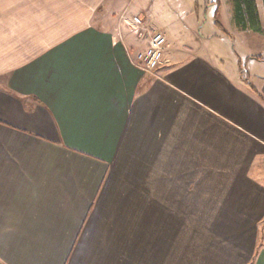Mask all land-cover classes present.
Returning <instances> with one entry per match:
<instances>
[{
  "label": "crops",
  "instance_id": "obj_1",
  "mask_svg": "<svg viewBox=\"0 0 264 264\" xmlns=\"http://www.w3.org/2000/svg\"><path fill=\"white\" fill-rule=\"evenodd\" d=\"M131 1L0 0V264H264V75L183 0L132 14L166 38L145 73ZM222 3L264 36V0Z\"/></svg>",
  "mask_w": 264,
  "mask_h": 264
},
{
  "label": "rangeland",
  "instance_id": "obj_2",
  "mask_svg": "<svg viewBox=\"0 0 264 264\" xmlns=\"http://www.w3.org/2000/svg\"><path fill=\"white\" fill-rule=\"evenodd\" d=\"M183 1L192 7L200 25L206 24L203 34L210 36V33H208L210 30H215L219 34V39H212L205 44L206 48L213 53L216 54L218 52L227 68L234 69L236 72H240V69H242L244 76L251 79V82H255L256 75H264V36L257 35L255 36L257 39H255L249 35H238L235 27H232L234 26L232 24L233 19L229 17L232 13L226 11L227 3H222L220 17L217 18L216 0ZM163 5V0H132L130 3L131 9L127 15L132 16V14L140 13L143 9L149 7H154L158 10ZM120 17L119 24L122 25L123 23L120 22ZM216 22L219 23L216 24ZM219 24L223 25V27H220ZM173 30L172 28L171 32ZM250 41L255 42L245 44ZM252 56H254L253 60H251Z\"/></svg>",
  "mask_w": 264,
  "mask_h": 264
},
{
  "label": "built area",
  "instance_id": "obj_3",
  "mask_svg": "<svg viewBox=\"0 0 264 264\" xmlns=\"http://www.w3.org/2000/svg\"><path fill=\"white\" fill-rule=\"evenodd\" d=\"M121 23H128L132 33L142 41L145 48L136 57V64L147 74H154L164 62L166 38L161 32H155L147 27L139 16H128L125 11L120 17Z\"/></svg>",
  "mask_w": 264,
  "mask_h": 264
},
{
  "label": "trees",
  "instance_id": "obj_4",
  "mask_svg": "<svg viewBox=\"0 0 264 264\" xmlns=\"http://www.w3.org/2000/svg\"><path fill=\"white\" fill-rule=\"evenodd\" d=\"M238 16L243 25L256 24L257 14L254 0H238Z\"/></svg>",
  "mask_w": 264,
  "mask_h": 264
}]
</instances>
